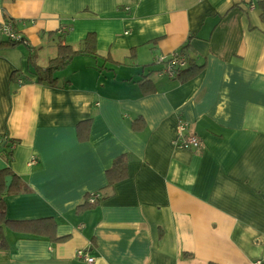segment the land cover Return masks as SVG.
<instances>
[{"label":"crops","instance_id":"crops-1","mask_svg":"<svg viewBox=\"0 0 264 264\" xmlns=\"http://www.w3.org/2000/svg\"><path fill=\"white\" fill-rule=\"evenodd\" d=\"M262 1L0 0V23L16 22L28 41L0 48V137L18 141L10 165L27 188L6 197L7 215L54 218L64 239L9 230L0 264H88L80 249L93 264L264 259ZM90 33L99 57H76L56 87L37 81L30 47L45 67L61 41L77 47ZM188 43L204 70L185 82L159 76L157 58ZM179 120L201 150L174 147ZM124 154L128 178L99 207L78 210ZM7 165L0 152V171Z\"/></svg>","mask_w":264,"mask_h":264},{"label":"trees","instance_id":"trees-1","mask_svg":"<svg viewBox=\"0 0 264 264\" xmlns=\"http://www.w3.org/2000/svg\"><path fill=\"white\" fill-rule=\"evenodd\" d=\"M260 8L262 10V21L264 22V1L260 2ZM19 44L28 45V41L25 38L19 42H14L6 38L0 40V48L15 47ZM188 48L189 43L184 45L178 51V53L186 56L188 64L186 68L181 70L177 78L172 80H180L185 82L196 77L204 70V66L195 63L187 56ZM29 49L31 51L29 52L28 58L30 65L33 68V75H35L38 82L48 83L52 87H56L58 85L59 72L64 71L68 66H70L76 57H99L97 37L95 33L88 34L87 37L77 47L63 44L61 41V43L58 45L57 55L49 60L48 65L45 67H41L34 62L35 57L32 52V48L30 47ZM156 64L158 65V69L155 72L158 73V71L162 68V64L157 62ZM152 73L154 72L152 71ZM19 79L20 74L14 72L12 76V82L18 83ZM140 82L142 83L143 81ZM148 91L150 92L149 89ZM132 128L135 132H142L145 129L144 120L140 117L135 118L132 122ZM90 130V120L80 122L77 127L78 139L80 141L88 140ZM0 138V152L5 156L6 162L8 164L4 170L0 171V250L4 251L9 248L8 240L6 238V233L9 230L22 235L46 238L52 243L63 241V238H59L57 236V221L54 218H43L40 220H11L8 218L5 201L6 197L9 195L26 192L27 188L23 180L13 172L10 165L13 161L14 155V150H12V147L15 146L18 141L13 140L8 136H3ZM130 160L131 156L128 154L117 157L114 160L112 167L106 172V187L96 194H88L84 199V204L80 206L78 210L97 208L109 197V195H112L115 186L128 178V165ZM8 177L12 179L9 189H7L6 186V179ZM92 198L95 199L94 203L91 202Z\"/></svg>","mask_w":264,"mask_h":264},{"label":"built area","instance_id":"built-area-1","mask_svg":"<svg viewBox=\"0 0 264 264\" xmlns=\"http://www.w3.org/2000/svg\"><path fill=\"white\" fill-rule=\"evenodd\" d=\"M64 31L65 29L62 28L61 32L63 33ZM0 33L4 38L14 42L23 40V36L20 35L17 30L16 22L10 20L0 23ZM156 62L162 64V68L157 74L169 79L177 78L181 70L186 68L188 64L186 56L178 52L168 56L158 57ZM14 147L15 146L12 147V150H14ZM174 147L178 150L185 151H199L202 148V141L195 134L189 132L188 123L185 120H179ZM91 202L94 203L95 199L92 198ZM77 256L85 259L88 264H93L95 262V258L88 256L87 252L83 249L78 250ZM256 264H264V262L258 261Z\"/></svg>","mask_w":264,"mask_h":264},{"label":"water","instance_id":"water-1","mask_svg":"<svg viewBox=\"0 0 264 264\" xmlns=\"http://www.w3.org/2000/svg\"><path fill=\"white\" fill-rule=\"evenodd\" d=\"M11 183H12V179H11L10 177H8V178L6 179V186H7V189H9Z\"/></svg>","mask_w":264,"mask_h":264},{"label":"rangeland","instance_id":"rangeland-1","mask_svg":"<svg viewBox=\"0 0 264 264\" xmlns=\"http://www.w3.org/2000/svg\"><path fill=\"white\" fill-rule=\"evenodd\" d=\"M0 36H3V35L0 33ZM1 38H2V37H1ZM1 40H2V39H1ZM19 46H22V44H20ZM99 63H100V65H102V64L104 63V61H103V60H100Z\"/></svg>","mask_w":264,"mask_h":264},{"label":"bare ground","instance_id":"bare-ground-1","mask_svg":"<svg viewBox=\"0 0 264 264\" xmlns=\"http://www.w3.org/2000/svg\"><path fill=\"white\" fill-rule=\"evenodd\" d=\"M258 261L264 262V259L257 260L256 262H258ZM256 262H254V264H256Z\"/></svg>","mask_w":264,"mask_h":264}]
</instances>
